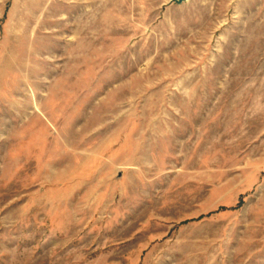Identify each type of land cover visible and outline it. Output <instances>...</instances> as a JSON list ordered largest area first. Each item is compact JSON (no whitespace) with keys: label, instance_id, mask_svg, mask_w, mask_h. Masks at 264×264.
Listing matches in <instances>:
<instances>
[{"label":"rangeland","instance_id":"374dc122","mask_svg":"<svg viewBox=\"0 0 264 264\" xmlns=\"http://www.w3.org/2000/svg\"><path fill=\"white\" fill-rule=\"evenodd\" d=\"M0 264H264V0H0Z\"/></svg>","mask_w":264,"mask_h":264},{"label":"water","instance_id":"95a60500","mask_svg":"<svg viewBox=\"0 0 264 264\" xmlns=\"http://www.w3.org/2000/svg\"><path fill=\"white\" fill-rule=\"evenodd\" d=\"M172 1L177 3V4H181V3H183L184 1H187V0H172Z\"/></svg>","mask_w":264,"mask_h":264}]
</instances>
